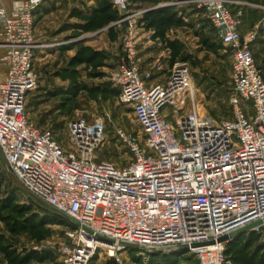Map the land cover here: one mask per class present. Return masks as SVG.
I'll return each instance as SVG.
<instances>
[{
	"label": "built area",
	"instance_id": "obj_1",
	"mask_svg": "<svg viewBox=\"0 0 264 264\" xmlns=\"http://www.w3.org/2000/svg\"><path fill=\"white\" fill-rule=\"evenodd\" d=\"M231 52V118L214 120L192 105L193 82L185 63H174L165 83L149 85L139 68V30L146 10L111 0L120 28L114 79L117 100L129 106L141 138L122 128L116 137L129 164L97 162L104 141L99 119L69 126L66 153L49 130L26 116V97L36 88L33 52L35 13L44 0L0 6V153L7 171L35 201L64 217L61 264H91L104 253L109 264H141L121 255L129 247L177 246L207 256V264H232L224 254L233 233L260 234L264 244V77L250 39L241 33V12L232 0H194ZM170 108L171 119L163 116ZM229 240L210 246L191 245ZM148 255V254H147Z\"/></svg>",
	"mask_w": 264,
	"mask_h": 264
},
{
	"label": "rangeland",
	"instance_id": "obj_2",
	"mask_svg": "<svg viewBox=\"0 0 264 264\" xmlns=\"http://www.w3.org/2000/svg\"><path fill=\"white\" fill-rule=\"evenodd\" d=\"M96 1V0H95ZM94 0H46L45 7L49 10H60L57 17H49L46 23L60 24L61 28L56 33L64 31L63 27L71 24L79 23L75 18H70V13L73 9L83 10L84 5H93ZM161 5L172 6L190 27H182L172 29L167 33L170 38L179 37L184 44L186 54L190 56L185 67L188 68L189 75L193 82V90L191 97L187 100L185 106L180 111L183 115L185 110L193 105L196 110L202 114L210 116L214 120H228L231 118V110L228 100L231 94V52L223 47L217 40H214L213 30L201 9H198L197 3L194 0H161ZM255 1L248 4V14L242 18L245 21L246 27H252L258 22V30L261 33L260 41L264 44V0H246ZM14 2V1H13ZM159 4V5H160ZM255 4V5H254ZM259 5V7H256ZM84 6V7H83ZM137 8V7H135ZM140 9V8H139ZM41 16H36V32L34 41L41 39V42H36L34 55V73L37 77L36 88L31 91L26 97V116L27 119L36 125L40 130H49L52 132L53 138L61 146L64 152H71V143L69 140V126L83 119L87 123L94 119L101 120L105 125L104 141L99 150L95 153L96 161H106L112 163L116 167H122L131 162L132 156L125 147L117 140L116 129L122 128L128 132H133L141 138V131L134 121L133 114L129 106L118 102L117 98H112L107 101L100 99L94 101L90 99L85 92H81L75 98L64 99L60 90L65 89L68 82L62 81L59 73L67 67L71 53L74 51H61L64 46L74 43L75 40L86 38L83 43L90 46L94 50L100 51L107 56L105 66L100 70L103 77L99 79H89L86 77L87 70L84 66L77 67L81 81L88 86H108L116 89L114 79L117 75V64L119 58L115 56L119 50V43L113 46L109 43L106 29H103L100 34L86 33L77 38H70L73 35L71 30L63 32L54 40L44 26L41 31L37 27L41 21ZM47 25V24H46ZM38 28V29H37ZM250 30V28H249ZM205 36L211 42L221 45L222 50L217 54H213L203 49L200 45V36ZM250 39V44L255 40L254 35L250 33L244 36ZM59 39V40H56ZM155 48V53L151 59L154 63L150 66V83L161 81L158 79L165 70L159 67L164 66L166 52L163 51L162 44L155 41L150 44ZM162 52V53H161ZM162 55L163 58L157 60V57ZM165 55V56H164ZM264 57V56H263ZM163 70V71H162ZM153 80V81H152ZM0 185L2 196L9 193H14L18 200L22 203L34 204L36 210L51 212L50 209L43 206L39 202L32 199L20 186L18 181L11 175L5 166L4 160L0 153ZM65 229L62 226H50L49 235L42 241H32L26 234L18 236H10L0 223V235L5 238V244L11 245L19 253L22 251H50L53 254L52 262L42 264H61L60 259L55 253L56 248L63 243H66L64 238ZM236 234L233 233V235ZM125 260L137 259L141 264L149 262L147 254L140 253L136 248L129 247L127 252L121 255ZM0 255V264L5 262ZM207 256L202 253L187 252L181 256L178 264H207ZM29 264H40L31 262ZM91 264H109L107 256L100 253L95 256Z\"/></svg>",
	"mask_w": 264,
	"mask_h": 264
},
{
	"label": "trees",
	"instance_id": "obj_3",
	"mask_svg": "<svg viewBox=\"0 0 264 264\" xmlns=\"http://www.w3.org/2000/svg\"><path fill=\"white\" fill-rule=\"evenodd\" d=\"M135 7H147L141 18L142 27L145 31L151 32V40L159 41L170 52V65L175 62H188L190 56L184 52V45L178 40H170L167 33L172 28L190 27L172 6L158 7L160 0H129ZM158 7V8H157ZM70 18H76L79 23L63 27L64 31L71 30L73 35L70 38H77L82 34L94 33L106 29L107 36L111 41H115L117 33L113 22L118 19L117 12L111 5V0H98L96 5L84 10L73 9ZM213 36L214 40V29ZM200 45L204 50L217 54L222 50L221 45L211 42L209 38L200 36ZM75 50L74 55L69 59L67 67L64 68L59 76L62 81L68 82L65 89L60 90L59 94L64 99L75 98L81 92L87 93L88 97L94 101L100 99L107 101L117 98L119 91L108 86H88L81 81L77 67L84 66L87 70L86 77L89 79H99L103 77L100 71L105 66L107 56L90 46L72 43L62 47L61 51ZM2 196L0 185V223L10 236L26 234L32 241L40 242L49 235L50 226L72 227L71 224L62 216L46 211L36 210L34 204L22 203L14 193ZM5 238L0 235V255L5 264H29L31 262L45 263L54 260L50 251H22L19 253L11 245L5 244ZM188 251L179 250L169 255H148L147 264H178L181 256ZM226 258L232 264H264V244L260 234L254 232H241L233 236L226 243ZM135 260V259H133ZM137 260V259H136Z\"/></svg>",
	"mask_w": 264,
	"mask_h": 264
},
{
	"label": "crops",
	"instance_id": "obj_4",
	"mask_svg": "<svg viewBox=\"0 0 264 264\" xmlns=\"http://www.w3.org/2000/svg\"><path fill=\"white\" fill-rule=\"evenodd\" d=\"M13 1H15V0H0V6L9 7ZM97 1L98 0H96L93 5H84L85 6V7L83 6L84 9L85 8L94 7L96 5ZM232 1L235 2L234 3V6H232V10L234 12H237V11L238 12H241V14L243 15V17H244L245 14H248L247 13L248 12V6L247 5L248 4H252V2L253 3L255 2V1H250V2L248 1L247 2L246 0H232ZM161 2L162 1L160 0V3ZM46 4H47V2H46V0H44L43 4L38 8V10L35 13V19H36V16H41L42 17L41 21L38 22L39 24L37 25V27L39 29H41V31H42L44 29V26H45V28L47 30H49V34L52 35V39L54 40L60 34H62L63 32H67L68 30H66V31H60V33H56L57 30L62 27V25L55 24V22H53V24L46 23V21L48 20V18L50 16L51 17H57L58 14H59L58 12H60V10H57V9L56 10H49L48 9L49 7H45ZM158 6H161L162 7V6H168V5H161L160 4ZM256 7H259V5H256ZM139 8L140 9H143V10L150 9V8H147V7H138V9ZM258 25L259 24L257 22L252 27H246L245 21L241 17V33H242V36H246L249 33H250V35H254L255 36V40L253 42H251V44H250V49L252 51V54H253L255 63L258 66V68H259V70L261 72L262 77H264V57H263L264 56V44H262V42L260 41V36H261V33L262 32H260L257 29L258 28ZM249 28H250V30H249ZM172 29H177V28H172ZM114 30L117 33L116 40L115 41H111L109 38L108 39H109V43L111 45L116 46L119 43V36H120V33H121V29L116 27V28H114ZM35 32H36V20H35L34 37H35ZM98 32H96V34H100L102 32V30L99 33ZM151 34H152L151 32H147L144 29L139 30L140 42H139V46H138V58H139V68H140V71L142 73L149 71L150 70L149 68H150L151 64L154 63V59H151V58H152V56H153V54L155 53L156 50L154 49L155 48L154 46L152 47V45H150V44H154V42H155V41L151 40ZM168 38L170 40H178L179 42H181L183 44V42L180 40L179 37H174V38L168 37ZM56 40H59V39H56ZM35 42H41V39H36ZM157 42H159V41H157ZM162 47H163V51L162 52L165 51L166 52V56L164 55L165 56L164 66L162 67V65H161L159 68L160 69H163L164 68L163 70H165V73H163L160 77H158V79H161V81H157L155 83H150V81H149L148 82L149 85L156 84V83H165V80H166L168 71L173 66V65H170V59L171 58H170V52H169V50L166 49L163 45H162ZM1 52H2V49L0 48V55H1ZM184 52H186L185 48H184ZM74 53H75V50L72 51V53H71L72 55L71 56H73ZM119 53H120V48H119L118 52H116V54H115V56L117 58L119 56ZM161 58H163L162 55H159L157 57V60H155V61H159V59H161ZM4 73H5V68L0 63V81L4 78ZM171 110L172 109H170V108H167V109L163 110V116L164 117H167L168 119H171L170 118V115L172 113ZM241 232H245L246 234L249 233V231L244 230V231L236 232V234H234L233 236H235V235H237L238 233H241Z\"/></svg>",
	"mask_w": 264,
	"mask_h": 264
},
{
	"label": "water",
	"instance_id": "obj_5",
	"mask_svg": "<svg viewBox=\"0 0 264 264\" xmlns=\"http://www.w3.org/2000/svg\"><path fill=\"white\" fill-rule=\"evenodd\" d=\"M161 7V6H158ZM157 7V8H158ZM100 32V31H99ZM98 32V33H99ZM86 41V38H80L74 41L76 44H82ZM229 240L228 236H222L218 238L216 241H208V242H203V243H196L191 245V248H199V247H205V246H210L215 243H223ZM179 250H185L188 251L187 248L179 249L177 246H163V247H141L140 251L148 254V255H169L173 254Z\"/></svg>",
	"mask_w": 264,
	"mask_h": 264
}]
</instances>
